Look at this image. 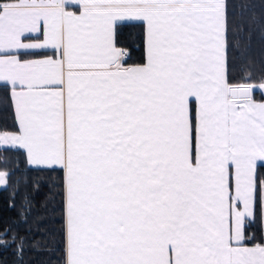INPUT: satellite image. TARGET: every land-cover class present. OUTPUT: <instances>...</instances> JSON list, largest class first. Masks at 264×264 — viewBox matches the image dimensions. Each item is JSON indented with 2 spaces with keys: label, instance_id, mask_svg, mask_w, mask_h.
Returning a JSON list of instances; mask_svg holds the SVG:
<instances>
[{
  "label": "snow or ice",
  "instance_id": "snow-or-ice-1",
  "mask_svg": "<svg viewBox=\"0 0 264 264\" xmlns=\"http://www.w3.org/2000/svg\"><path fill=\"white\" fill-rule=\"evenodd\" d=\"M236 12L0 0V82L18 124L0 148L63 170L62 264H264V238L246 231L257 206L264 225V83L229 80ZM128 26L142 30L141 63L119 46Z\"/></svg>",
  "mask_w": 264,
  "mask_h": 264
},
{
  "label": "trees",
  "instance_id": "trees-1",
  "mask_svg": "<svg viewBox=\"0 0 264 264\" xmlns=\"http://www.w3.org/2000/svg\"><path fill=\"white\" fill-rule=\"evenodd\" d=\"M237 12L231 15L230 47L227 50L229 80L233 83H264V3L262 0H229ZM248 5L243 16L240 5ZM253 15L255 23H249ZM243 23L244 31H239ZM119 46L130 53L128 64L143 61L142 30L128 26L121 31ZM250 78V79H248ZM0 83V130L18 125L8 88ZM10 88V87H9ZM260 88L253 98L263 99ZM0 169L7 183L0 188V264H62L64 258V173L27 163L23 150L0 148ZM264 177V169L258 167ZM257 206L256 220L247 228L257 241L264 238V225Z\"/></svg>",
  "mask_w": 264,
  "mask_h": 264
},
{
  "label": "crops",
  "instance_id": "crops-1",
  "mask_svg": "<svg viewBox=\"0 0 264 264\" xmlns=\"http://www.w3.org/2000/svg\"><path fill=\"white\" fill-rule=\"evenodd\" d=\"M128 65H132V64H128ZM0 83H3V82H0ZM10 87V86H9ZM263 92V91H262ZM263 96H264V93H263ZM12 100V99H11ZM261 100H264V97H263V99H261ZM261 100H256V101H261ZM12 104H13V110H14V103H13V101H12ZM18 125V124H17ZM25 155H26V153H25ZM26 159H27V157H26ZM28 163V162H27ZM29 164V163H28ZM29 165H31V164H29ZM31 166H35V165H31ZM5 174H6V171H5ZM6 183H7V180H5V183H3V184H0V188L1 187H3V186H5L6 185Z\"/></svg>",
  "mask_w": 264,
  "mask_h": 264
},
{
  "label": "rangeland",
  "instance_id": "rangeland-1",
  "mask_svg": "<svg viewBox=\"0 0 264 264\" xmlns=\"http://www.w3.org/2000/svg\"><path fill=\"white\" fill-rule=\"evenodd\" d=\"M255 88H259V87H255ZM260 89H261V88H260ZM261 90H262L263 93H264V89H261ZM254 100H256V99H254ZM0 173H3V174H4V177H5V180H6L5 170L0 169Z\"/></svg>",
  "mask_w": 264,
  "mask_h": 264
}]
</instances>
